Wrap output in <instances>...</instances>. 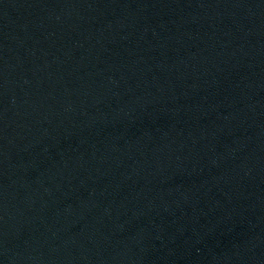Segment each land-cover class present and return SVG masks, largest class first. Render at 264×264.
Listing matches in <instances>:
<instances>
[{"label":"water","instance_id":"1","mask_svg":"<svg viewBox=\"0 0 264 264\" xmlns=\"http://www.w3.org/2000/svg\"><path fill=\"white\" fill-rule=\"evenodd\" d=\"M167 0H0V264H147Z\"/></svg>","mask_w":264,"mask_h":264}]
</instances>
